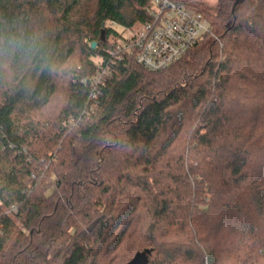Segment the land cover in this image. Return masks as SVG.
<instances>
[{
    "label": "trees",
    "instance_id": "1",
    "mask_svg": "<svg viewBox=\"0 0 264 264\" xmlns=\"http://www.w3.org/2000/svg\"><path fill=\"white\" fill-rule=\"evenodd\" d=\"M152 1L0 0V264H264V0L200 8L216 38L120 62L84 115Z\"/></svg>",
    "mask_w": 264,
    "mask_h": 264
},
{
    "label": "built area",
    "instance_id": "2",
    "mask_svg": "<svg viewBox=\"0 0 264 264\" xmlns=\"http://www.w3.org/2000/svg\"><path fill=\"white\" fill-rule=\"evenodd\" d=\"M147 14L149 20L136 31L115 22L110 23L113 28L122 27L129 34L120 33L121 36L112 42L106 55L99 57L96 62V71L89 79L92 85L89 108L84 111V115L97 108L99 92L120 62L133 57L144 68L160 71L182 59L204 39L216 38L210 18L194 2L153 0Z\"/></svg>",
    "mask_w": 264,
    "mask_h": 264
},
{
    "label": "rangeland",
    "instance_id": "3",
    "mask_svg": "<svg viewBox=\"0 0 264 264\" xmlns=\"http://www.w3.org/2000/svg\"><path fill=\"white\" fill-rule=\"evenodd\" d=\"M183 1H189V2H194L197 5V8H202L204 10H214L215 7L218 4V0H183ZM110 25V23H109ZM114 29H117L119 31V33L128 35L129 32L125 31L122 27L119 26H115ZM131 29V28H128ZM139 28H132L131 30L136 31ZM118 37H111L110 41L111 44L112 42H114ZM81 54L80 52L77 51L76 56L74 57V59L72 60V64L71 65H77L78 67H80V57ZM99 61V57L95 58V62ZM62 89V88H61ZM63 96H64V92L62 90L59 91V93H57V95L54 97L53 102L50 106L51 110H55L57 108H59L62 105V101H63Z\"/></svg>",
    "mask_w": 264,
    "mask_h": 264
},
{
    "label": "water",
    "instance_id": "4",
    "mask_svg": "<svg viewBox=\"0 0 264 264\" xmlns=\"http://www.w3.org/2000/svg\"><path fill=\"white\" fill-rule=\"evenodd\" d=\"M238 2V1H237ZM236 2V4H237ZM235 4V6H236ZM103 27H105V24L103 25ZM91 47L92 49H96L97 47V42H93L91 44ZM148 263V260H147V256H146V253L143 252V253H137L135 255V257L132 259V261H130L129 263L127 264H147Z\"/></svg>",
    "mask_w": 264,
    "mask_h": 264
}]
</instances>
